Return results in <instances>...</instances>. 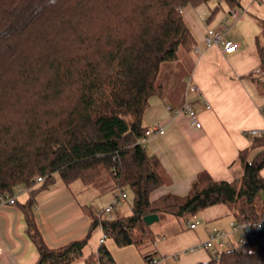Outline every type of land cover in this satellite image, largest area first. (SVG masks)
Returning a JSON list of instances; mask_svg holds the SVG:
<instances>
[{"label": "trees", "instance_id": "trees-1", "mask_svg": "<svg viewBox=\"0 0 264 264\" xmlns=\"http://www.w3.org/2000/svg\"><path fill=\"white\" fill-rule=\"evenodd\" d=\"M207 1L0 0V196L29 189L31 197L21 207L39 252L36 264H75L97 228L119 247L142 250L156 239L144 221L152 214L190 223L205 209L224 205L238 223L264 221V135L251 137L239 153L241 177L216 180L203 171L187 194L152 199L165 185L166 171L143 145L145 112L174 83L161 79L164 65L177 62L180 49L187 54L194 47L183 10ZM257 53L263 77L264 43ZM252 77L264 94V81ZM55 175L67 186L79 181L100 193L128 189L131 213L110 217L87 206L88 234L50 248L34 204ZM144 255L148 264L156 259L155 252ZM84 264L118 262L101 243ZM196 264H264V228Z\"/></svg>", "mask_w": 264, "mask_h": 264}, {"label": "crops", "instance_id": "crops-1", "mask_svg": "<svg viewBox=\"0 0 264 264\" xmlns=\"http://www.w3.org/2000/svg\"><path fill=\"white\" fill-rule=\"evenodd\" d=\"M183 15L195 39L193 49L187 53L193 66L176 89L171 82L167 95L151 99L144 117L147 129L165 130L162 135L142 139L148 153L157 155L166 171V183L152 194L153 200L168 193L187 194L203 171L216 180L241 177L243 168L237 159L252 143L247 132L264 129V94L252 77L264 80L257 53L258 46L264 43V0H236L233 5L208 0L198 7L185 8ZM208 28L222 31L227 41L237 45L236 51L225 53L220 45L208 46ZM189 82L199 88V93L187 91ZM186 102L198 114L200 128L192 124L187 112L180 111ZM206 104L211 108L206 109ZM256 153L254 150L250 159ZM40 186L42 183L37 184V188ZM109 191L116 193L115 188L100 193L79 181L67 186L55 175L53 184L38 193L34 204L35 220L48 246L58 249L84 238L91 227L86 207ZM30 197V191L25 190L16 194L15 204L0 205V264H36L39 260L21 207ZM230 216L233 217L224 205L209 207L193 217L201 222L195 229L189 226L193 219L178 224L168 216L152 225L154 243L142 250L135 246L121 248L127 249L126 255L133 259L128 264H148L144 254L151 251L159 264L206 262L212 254L240 242L222 231L225 238L217 239L211 249L199 247L210 240L215 230L220 231L221 220ZM215 223L220 226L211 229ZM231 223L232 220L230 226ZM85 249L75 264H84L89 255H85Z\"/></svg>", "mask_w": 264, "mask_h": 264}, {"label": "rangeland", "instance_id": "rangeland-1", "mask_svg": "<svg viewBox=\"0 0 264 264\" xmlns=\"http://www.w3.org/2000/svg\"><path fill=\"white\" fill-rule=\"evenodd\" d=\"M179 57H180V59L177 62H168V63H166L164 65V67H163V73L161 75V79L167 85L170 83V79L173 78L174 79V83L173 84L175 85V89H176V87H178L179 85L182 84L183 78L185 77L186 73L193 66V64L190 61L188 55L186 54V52L183 49L179 50ZM252 152L250 153V156H251ZM124 191L127 194V198L125 200H123L118 205V207H116L115 209L107 211L109 209V207L116 200V195H115L116 193L114 194L111 191L106 192L104 194H101L99 197L93 199V205H94L95 209H97L98 211H100V210L103 211L104 210V211H106L108 216H111V217H116L117 215H122V216L129 215L131 213V207L134 204L133 195L130 192V190H128V189H126ZM120 192L121 191H119L118 194ZM119 195L121 197V193ZM168 216H171V215H163V216H161L159 221H158V224L163 222V219L167 218ZM200 217H201V215H200ZM175 219L178 221V224H181V223L183 224L184 223L183 220H181V219H178V218H175ZM231 220L235 224H239L236 221V219L233 218L232 216L225 217L223 220H221V225H223V226L220 229V231H224L227 235H231V237L236 242L242 241L244 239V237H245L244 231H242V230L233 231L232 227L229 224V222ZM192 221H194V219ZM203 222H204V220H203ZM204 224H206V223L204 222ZM218 225L219 224L215 223V225L211 224L210 226H211V229H213L215 227L218 228ZM101 238H103V231H102L101 228H97L93 232L92 237H91V239L89 241V244H88V246L85 249V255H88V254H91L92 252H96L97 251L98 247L101 244L100 243V239ZM217 242H218L217 239L213 240V243L216 244ZM106 245L108 246L109 250L112 252L114 258L117 259V261L120 264H128L131 260H133L132 258H130V257H128L126 255V254H128L127 253L128 252L127 249H124V248H121V247L117 246L113 240H111V239L106 240Z\"/></svg>", "mask_w": 264, "mask_h": 264}, {"label": "built area", "instance_id": "built-area-1", "mask_svg": "<svg viewBox=\"0 0 264 264\" xmlns=\"http://www.w3.org/2000/svg\"><path fill=\"white\" fill-rule=\"evenodd\" d=\"M205 41H206L208 46H212V45L222 46L225 53H233L237 49V45L235 43H233L231 41H227L225 39L224 33L222 31L216 30L214 28H208L207 29L206 35H205ZM187 89H188L187 90L188 92L195 93V94L199 93V88L196 85L192 84L191 82H189ZM205 108L210 109L211 108L210 104H206ZM180 111L187 112L190 119H191L192 124L195 125L197 128L201 127V123L198 120V114L190 106L189 103L186 102L180 108ZM164 133H165V130L163 128H159L158 130L150 128V129H147L145 138L152 137L155 135H162ZM247 135L250 137L263 136L264 135V129L251 130V131L247 132ZM42 181H43L42 177L37 178L38 183H41ZM25 190H29V189L24 188V187H20L17 189L16 193L13 195L6 194V195L0 196V205L1 204H12V205L15 204L16 203V194L21 193L22 191H25ZM120 193H121V197L119 195ZM120 193L116 195L115 202L109 207V209L107 211H110V210L116 208L123 200H125L127 198V194L125 192L121 191ZM200 223H201L200 221L195 220L192 223H190L189 226L191 229H195L197 227V225H199ZM231 226L233 229L244 231L245 238L240 242H246L248 239V236L250 234H252L255 230L260 231L261 229L264 228V221L239 223V224H235L234 222H232ZM225 235L226 234L224 232L219 231V230H215L211 234L210 240L206 243L200 244L199 247H202L205 249H211L213 247V240L224 239ZM106 239H107V237L103 234V238L100 239V243H105ZM149 264H159V262H158V260L155 259Z\"/></svg>", "mask_w": 264, "mask_h": 264}, {"label": "water", "instance_id": "water-1", "mask_svg": "<svg viewBox=\"0 0 264 264\" xmlns=\"http://www.w3.org/2000/svg\"><path fill=\"white\" fill-rule=\"evenodd\" d=\"M159 216L156 214H152V215H148L144 217V221L148 224V225H153L155 222L159 221Z\"/></svg>", "mask_w": 264, "mask_h": 264}]
</instances>
